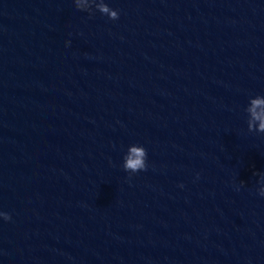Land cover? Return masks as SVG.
<instances>
[{
  "label": "water",
  "instance_id": "obj_1",
  "mask_svg": "<svg viewBox=\"0 0 264 264\" xmlns=\"http://www.w3.org/2000/svg\"><path fill=\"white\" fill-rule=\"evenodd\" d=\"M257 96L264 0H0V264L262 263Z\"/></svg>",
  "mask_w": 264,
  "mask_h": 264
},
{
  "label": "clouds",
  "instance_id": "obj_2",
  "mask_svg": "<svg viewBox=\"0 0 264 264\" xmlns=\"http://www.w3.org/2000/svg\"><path fill=\"white\" fill-rule=\"evenodd\" d=\"M78 11H81L77 9ZM102 12L107 13L110 20H117L119 13L116 10H110L107 5H104L100 9ZM248 114L251 120L256 121L258 127L256 130L264 132V97L257 96L251 100V107L248 109ZM253 127V125H250ZM146 151L143 147H133L130 149V154L126 158L125 167L132 171H145L146 170ZM0 217H3L5 221L10 219V216L6 213H0Z\"/></svg>",
  "mask_w": 264,
  "mask_h": 264
}]
</instances>
